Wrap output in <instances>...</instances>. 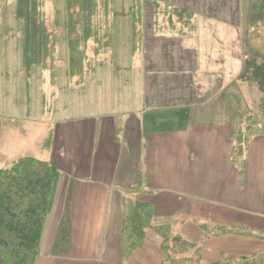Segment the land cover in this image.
I'll use <instances>...</instances> for the list:
<instances>
[{
  "label": "crops",
  "instance_id": "0c3cea01",
  "mask_svg": "<svg viewBox=\"0 0 264 264\" xmlns=\"http://www.w3.org/2000/svg\"><path fill=\"white\" fill-rule=\"evenodd\" d=\"M41 1L50 43L56 49L45 65L53 84L60 42L67 48L68 74L73 77L69 80L78 84L86 77L94 79L96 65L114 63L119 48V8H114L118 0H111L108 12L99 13L102 38L98 43L104 51L96 55L91 49L98 44L89 40L77 75L70 69L68 54V5L55 9L58 0ZM209 1L170 0L175 8L191 12L193 27L185 24L181 11L156 9L151 0L133 1L131 49L140 66L138 108H92L91 113L64 119L61 128L60 113L71 108H41L42 113L51 114L46 129L52 139L44 148L53 154L49 160H39L56 164L61 176L38 264H161L163 238L155 228L164 226L201 247L204 261L210 263L239 255L230 254V241H237L230 240L234 236L211 237L206 226L240 223L255 232L264 229V119L258 121L263 112L258 114L237 91L244 75L239 72L243 61L230 59V47L236 49L242 36L231 40L230 27L238 25H230V19L217 20L224 11L209 3L203 5ZM161 17L168 21L162 23ZM107 31L109 35L103 37ZM57 34H65L63 41ZM238 50L242 51V45ZM250 116L257 130L250 134L242 168L233 161L232 153L241 120ZM28 121L0 115V170L22 158L18 152L26 141ZM16 125L23 131L18 144L12 145L8 138L16 134L12 130ZM56 152L62 153L58 159ZM126 197L150 203L154 215L144 247L124 263L121 238ZM59 233L69 238L56 249ZM219 244L222 247L215 248ZM62 248L75 256H59Z\"/></svg>",
  "mask_w": 264,
  "mask_h": 264
},
{
  "label": "rangeland",
  "instance_id": "374dc122",
  "mask_svg": "<svg viewBox=\"0 0 264 264\" xmlns=\"http://www.w3.org/2000/svg\"><path fill=\"white\" fill-rule=\"evenodd\" d=\"M133 1L118 0V6L114 7L119 8L116 26V39L119 48L115 50L114 63L108 62L96 65L94 67V79L86 77V80L80 84L75 79L69 80V78L73 77L68 74L70 71L68 69L65 42L57 44V62L54 67L55 71L58 72L56 73L54 84L51 82V73H49L43 64H35L27 71L23 63L22 54L23 25L16 17V0L3 3L0 1V8L2 9V13L0 14V115L16 116L29 120L27 122V127L29 128H27L26 141L21 151L18 152L22 158L31 157L49 160L50 155L53 154L44 148L47 141L52 139L46 129L51 114L42 113L43 110L41 108H71L69 111L65 109L63 114L60 113L62 115V117L60 116V121L62 122H60L59 127L61 128V126H65L64 119L91 113L92 108L100 111L103 109L113 111L114 108H138L140 106V99L138 97L139 84L137 81L140 77V66L134 61L132 55L133 49H131L132 31H134L131 25V12L134 7ZM210 1L203 2V5L209 3L213 8L224 11L221 15L215 17L217 20L227 21L230 19V25H238L237 27H230L231 40L238 37L240 33L242 36V43L239 44L240 47L238 45L236 49L230 47V59L234 58V61L241 59L243 61L239 72H242L244 75L239 78L240 83L237 84V91L249 103L251 108L258 110V114L259 111L260 114L263 112L262 117L258 118V121H263L264 57L258 56L249 46L248 31L253 23L264 21V11L259 9L264 4V0ZM66 3L63 0L56 1L57 5L55 9H64ZM160 3L159 8H167L165 3ZM170 5L171 8L169 9L176 12L181 11L171 3ZM182 11V18H187V14L191 13L185 9ZM81 15V13H73L72 15V18L77 19L79 22L77 32L72 37L71 30L69 29V37L70 39L73 38L74 41L80 40L82 36L81 21L83 16L81 17ZM160 21L165 23L168 21V17H161ZM57 35L59 36L58 39L61 40L65 36V34ZM232 44L233 42L231 43L230 41V46ZM241 45L242 51L238 50L241 48ZM83 48L84 45L81 43L78 50L83 51ZM91 50L94 52L95 49L92 48ZM136 53L138 52L136 51ZM68 54L71 61L70 49L68 50ZM89 55H92L91 51H89ZM220 68L223 69V66ZM226 69H228V66H226ZM45 70L48 72H45ZM72 72L75 75L79 74V72L76 73L77 71L74 70ZM134 89V96H132ZM248 124L253 128V131L257 130L254 128V123L251 120L250 122L248 120ZM21 127L16 125L12 128V130L16 131V134L11 139L8 138V143L10 141L12 145L18 144L19 135H22L23 131ZM11 131L9 135H11ZM53 131L55 132L56 130L54 129ZM61 142L63 143V141ZM60 147L57 142L56 148L59 149ZM59 154L62 153H55V159L60 157ZM231 239L237 240L230 241L231 255H252L264 250V242L261 240L241 239V237H230ZM222 245L219 244L215 248L222 247ZM58 254L59 256H75L64 248L58 251Z\"/></svg>",
  "mask_w": 264,
  "mask_h": 264
},
{
  "label": "trees",
  "instance_id": "16d2710c",
  "mask_svg": "<svg viewBox=\"0 0 264 264\" xmlns=\"http://www.w3.org/2000/svg\"><path fill=\"white\" fill-rule=\"evenodd\" d=\"M159 9L160 2L170 8V0H151ZM264 2V1H263ZM111 0H68L71 37L77 32L79 22L73 13H81L82 36L70 41L71 69L81 72L86 57V43L95 40L98 46L94 53L99 55L102 34L99 32L100 11L108 12ZM139 8V3L137 4ZM264 11V4L259 8ZM182 15V11L180 12ZM185 24L193 27L191 14ZM190 16V17H189ZM16 17L23 25V61L27 71L35 64L46 65L55 53L54 44L48 33L41 0H17ZM184 19V18H183ZM76 20V22H75ZM95 24V25H94ZM78 35V34H77ZM107 32L104 36H108ZM249 46L258 56L264 57V21L253 23L248 31ZM84 45L79 51V45ZM109 49V48H107ZM79 69V70H78ZM252 117L241 120L232 159L243 168L242 161L249 146L253 128L248 124ZM49 145V143H48ZM61 176L60 168L48 161L24 157L0 170V264H38L41 242L48 216L51 214ZM153 206L147 202L123 200L121 252L124 263L129 262L146 242V230L152 228ZM163 238L161 264H264V250L252 255L223 256L215 262L205 263L201 247L175 236L168 226L155 228ZM211 237L234 236L264 241V229L255 232L240 223L230 227L206 226ZM69 235L58 234L56 249L65 246Z\"/></svg>",
  "mask_w": 264,
  "mask_h": 264
}]
</instances>
